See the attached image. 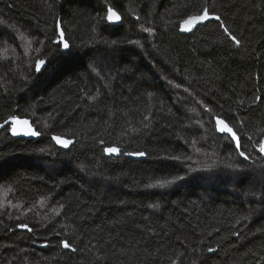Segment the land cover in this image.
Here are the masks:
<instances>
[{"label": "trees", "instance_id": "1", "mask_svg": "<svg viewBox=\"0 0 264 264\" xmlns=\"http://www.w3.org/2000/svg\"><path fill=\"white\" fill-rule=\"evenodd\" d=\"M208 2L239 48L216 22L180 32L203 0H0V123L15 115L41 133L0 132V264H264V170L199 104L238 134L243 120L257 155L264 0ZM108 6L120 26L104 21ZM57 19L67 53L52 42ZM137 39L143 47L128 43ZM181 81L194 96L173 87ZM104 146L148 156L109 158ZM172 155L181 160L163 159ZM177 175L185 179L145 187Z\"/></svg>", "mask_w": 264, "mask_h": 264}, {"label": "snow or ice", "instance_id": "2", "mask_svg": "<svg viewBox=\"0 0 264 264\" xmlns=\"http://www.w3.org/2000/svg\"><path fill=\"white\" fill-rule=\"evenodd\" d=\"M106 23H116L121 20V17L117 14L116 11L112 9L111 6L107 7V14L103 18ZM139 20V17L136 18ZM216 22L217 26L219 28L223 29V34L225 36V39L233 43L237 48L241 46V40L237 38L236 35H233V33L229 30V28L223 23V20L219 14L215 13V9L213 8L210 11L209 2L208 0H203L202 6H198L194 11H192L191 14L187 15L185 19L179 22L176 26L184 32H193L199 31L200 27H207L209 23ZM171 23V21L169 22ZM56 28L59 29L58 31V37L57 39L53 40L52 42L57 45V47L62 46V48L69 52L71 49V45L69 41L65 38V32L63 30V27L61 26V21L57 19L56 21ZM143 31L148 33H154L153 28H144ZM113 44L116 42L113 41ZM129 44L138 45L143 47L141 41L139 39L137 40H129ZM45 60L40 59L36 62L35 70L40 71L41 66L45 65ZM48 69L47 67L44 68V71L46 72ZM165 79H167L165 77ZM169 84H171V81H168ZM176 89H183L185 93H188L189 96H194L195 94L189 90V87H184V82L181 81L180 83H175L173 85ZM92 99H95V97H92ZM261 100L260 96L255 97V102H259ZM199 104L202 106L203 110L206 114H208L210 117H213V128L214 130L218 131L219 133L226 134V138L229 141V145L233 147V150L238 154L239 157L243 158V161H251L252 167H256L257 164L260 165L261 169L264 170V140H260L257 144H253V149H258L257 155H252L251 151L245 147V145L249 142H251L252 137L248 136L247 133L243 131V128L240 127L244 124L243 120H235V124L239 127V134L238 131L234 129V127L229 126V124L226 122L224 118H221V116H213V109L208 104H205L202 100L199 101ZM222 107V106H220ZM195 111V109H194ZM147 119V117H146ZM23 125L24 127H19L18 125ZM8 126L7 128L5 126ZM147 126V125H145ZM0 129H3L5 132L11 133V136L13 137H39L41 135L40 132L36 131L30 124L28 120H20L17 116L12 115L8 119L4 120L3 123H0ZM262 132H264V129H261ZM241 136L244 137V144L242 145ZM52 140L56 142V144L61 145L64 148H67L70 144L73 143L72 140L67 139H61L60 136H52ZM99 143L101 145H105L104 140H100ZM41 152L48 151L47 149H40ZM102 152L109 158H118L121 155H125L128 157H136V158H143L147 157L148 153L145 151H123L120 147L117 146H104L102 148ZM163 159H170L175 161H180L181 157L177 155L172 156H165ZM187 159H191V157H187ZM231 167V166H230ZM192 171H196V169H192ZM185 177L181 175L175 176L173 179H167V180H160L155 184H147L145 187L147 188H167L173 184H176L178 181L184 180ZM153 208L159 207L158 205H152ZM245 219H248L245 217ZM17 227L22 229H27L29 232H31L33 229L29 227L27 223H21L17 225ZM234 236L239 237L240 232L236 231L232 233ZM56 235H61L60 233H56ZM60 245L63 249L70 250L71 252L75 253L77 251V248L74 246V244L69 243L68 239H63L60 241ZM47 246V245H44ZM209 253L216 252L217 249L209 247L207 249Z\"/></svg>", "mask_w": 264, "mask_h": 264}, {"label": "water", "instance_id": "3", "mask_svg": "<svg viewBox=\"0 0 264 264\" xmlns=\"http://www.w3.org/2000/svg\"><path fill=\"white\" fill-rule=\"evenodd\" d=\"M110 25L112 26H120L122 24V19L119 21V22H116V23H109ZM180 32L182 34H185V35H189V34H192L195 32V30L193 32H184V31H181ZM63 52L64 53H67L64 49H63ZM20 120H25V119H20ZM31 124V123H30ZM19 127H24L22 124L21 125H18ZM32 126V125H31ZM6 128L8 127L7 125L5 126ZM3 131V129H0V132ZM222 134V133H221ZM226 135V134H224ZM15 139H24V140H32V139H35L36 137H24V136H20V137H13ZM61 146V145H60ZM62 147V146H61ZM64 148V147H63Z\"/></svg>", "mask_w": 264, "mask_h": 264}, {"label": "bare ground", "instance_id": "4", "mask_svg": "<svg viewBox=\"0 0 264 264\" xmlns=\"http://www.w3.org/2000/svg\"><path fill=\"white\" fill-rule=\"evenodd\" d=\"M19 119H21V118H19Z\"/></svg>", "mask_w": 264, "mask_h": 264}]
</instances>
